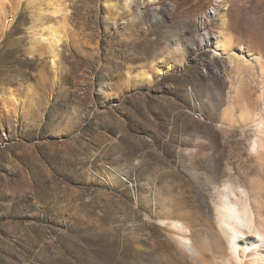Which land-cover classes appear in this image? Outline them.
Instances as JSON below:
<instances>
[{
	"label": "rangeland",
	"instance_id": "obj_1",
	"mask_svg": "<svg viewBox=\"0 0 264 264\" xmlns=\"http://www.w3.org/2000/svg\"><path fill=\"white\" fill-rule=\"evenodd\" d=\"M51 26L63 35L55 60L46 41L33 43ZM243 50L264 59V0L4 1L0 264H156L148 232L163 244L155 255L173 259L147 210L172 199L181 163L187 177L197 171V202L212 204L204 177L238 156L208 114L225 112L240 84L231 57ZM159 68L169 71L142 80ZM257 75H245L240 102L263 112ZM180 142L200 149L195 164L180 159Z\"/></svg>",
	"mask_w": 264,
	"mask_h": 264
},
{
	"label": "bare ground",
	"instance_id": "obj_2",
	"mask_svg": "<svg viewBox=\"0 0 264 264\" xmlns=\"http://www.w3.org/2000/svg\"><path fill=\"white\" fill-rule=\"evenodd\" d=\"M4 1L6 0H0V6ZM217 10L218 7L214 4L207 16L212 18ZM57 12L58 10H55L54 13ZM45 29L47 28H42L43 31ZM61 33L62 31L51 26L47 34L48 38L43 39V34L38 35L37 38L35 35L33 43L46 41V47L54 55L55 60V50L63 39ZM228 45L229 41L222 33L217 36L215 42L217 50L226 52ZM236 56L235 59L231 57L230 63L231 70L240 77V84H232L227 97L228 106L225 112L220 113L221 116L216 118L214 115L207 114L212 121L210 123H214L211 124L214 129L223 134L225 143L234 139L238 159L236 162H226L219 177L206 178L207 175L204 177L205 185H203L212 202L205 208L196 199L199 197L198 195L196 197V188H194V182H197L196 179L199 178L197 171H194L195 174L187 171L190 174L187 177L184 164L178 165V170L174 174L173 191L175 192L172 199L169 201L167 197L160 204L158 202L155 204L154 200H151L158 211L157 208L152 211L154 207H150L146 213L147 217L158 220L161 224L159 228L166 232L168 244L173 249V259L155 255L156 248H160L163 244L153 237L151 232H148L146 244L149 248L146 252L154 255L156 264H264V111L258 112L255 107L240 102L245 75L247 77L248 72L257 71L259 81L256 97L257 101L262 103L264 110V59L262 55L244 50ZM166 71L159 68L155 73L144 72L141 77L146 83L151 84L153 79L158 78L157 75L164 74ZM217 95L218 100H221L222 94L217 93ZM4 100V105L9 106L7 104L11 98ZM248 136L252 138L248 145L249 151L247 155L240 156V143L247 141ZM184 145L186 146L183 142L179 143L180 159L187 157L186 161L189 160L191 165L195 164V159L201 154L200 149L195 150V146L191 148ZM209 152L212 151L209 150ZM216 155H212L213 162L218 161ZM255 170L258 176L251 179ZM143 226L148 228L150 225L147 223Z\"/></svg>",
	"mask_w": 264,
	"mask_h": 264
}]
</instances>
